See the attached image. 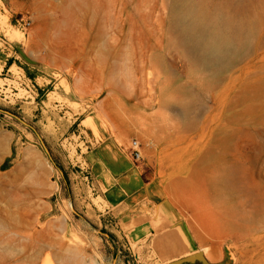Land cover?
<instances>
[{
    "label": "rangeland",
    "instance_id": "1",
    "mask_svg": "<svg viewBox=\"0 0 264 264\" xmlns=\"http://www.w3.org/2000/svg\"><path fill=\"white\" fill-rule=\"evenodd\" d=\"M239 1L251 37L214 73L170 0H0V264H153L82 184L92 144L126 149L205 256L264 264V0Z\"/></svg>",
    "mask_w": 264,
    "mask_h": 264
},
{
    "label": "crops",
    "instance_id": "2",
    "mask_svg": "<svg viewBox=\"0 0 264 264\" xmlns=\"http://www.w3.org/2000/svg\"><path fill=\"white\" fill-rule=\"evenodd\" d=\"M114 144H92L77 162L82 184L103 205L120 217L122 231L138 251L147 252L153 264H225L199 249L183 223L157 200L150 184L143 183L140 166L126 149Z\"/></svg>",
    "mask_w": 264,
    "mask_h": 264
},
{
    "label": "bare ground",
    "instance_id": "3",
    "mask_svg": "<svg viewBox=\"0 0 264 264\" xmlns=\"http://www.w3.org/2000/svg\"><path fill=\"white\" fill-rule=\"evenodd\" d=\"M240 9L239 0H170L173 40L192 61L219 73L251 37Z\"/></svg>",
    "mask_w": 264,
    "mask_h": 264
},
{
    "label": "built area",
    "instance_id": "4",
    "mask_svg": "<svg viewBox=\"0 0 264 264\" xmlns=\"http://www.w3.org/2000/svg\"><path fill=\"white\" fill-rule=\"evenodd\" d=\"M31 26V22L29 20H21L20 22V27L22 30H27L29 27ZM132 147H133V154H134V157L137 161H140L142 156H141V153L139 151V145L137 142H133L132 143Z\"/></svg>",
    "mask_w": 264,
    "mask_h": 264
},
{
    "label": "water",
    "instance_id": "5",
    "mask_svg": "<svg viewBox=\"0 0 264 264\" xmlns=\"http://www.w3.org/2000/svg\"><path fill=\"white\" fill-rule=\"evenodd\" d=\"M0 111H3V110H0ZM3 112H6V111H3ZM6 113H8V112H6ZM14 117H16V116H14ZM17 118V117H16ZM18 119V118H17ZM24 123V122H23ZM24 124H26V123H24ZM27 125V124H26ZM45 152L47 153V155H49L50 156V152H49V150L45 147Z\"/></svg>",
    "mask_w": 264,
    "mask_h": 264
}]
</instances>
